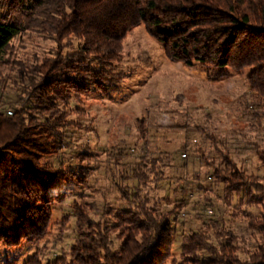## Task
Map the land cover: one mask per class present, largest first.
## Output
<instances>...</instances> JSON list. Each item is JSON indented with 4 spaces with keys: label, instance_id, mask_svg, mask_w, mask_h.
Wrapping results in <instances>:
<instances>
[{
    "label": "trees",
    "instance_id": "trees-1",
    "mask_svg": "<svg viewBox=\"0 0 264 264\" xmlns=\"http://www.w3.org/2000/svg\"><path fill=\"white\" fill-rule=\"evenodd\" d=\"M142 25L170 60L209 70V79L247 72L248 90L239 106L253 133L243 138L244 147L264 168V0H0V109L5 108L0 111V243H28L37 250L49 237L55 208L68 203L60 226L68 230L74 220L73 244L49 259V251L36 252L25 264H264V248L241 258L232 236L221 232L216 246L205 234L185 235L180 253L174 252L177 220L150 205L148 193L142 194L152 176L153 182L166 180L164 170L173 161L151 156L147 136L157 128L154 123L138 125L143 155L122 166L129 174L121 175L122 180L137 182L133 188L121 184L128 205L122 212L99 213L100 204L88 203L82 193L90 188L88 172L82 165H66V154L75 149L71 102L121 91L133 74L125 67L124 41ZM29 34L50 42V49L32 66L27 59L15 60L17 83L10 77L12 66L5 73L8 53L17 39L33 36ZM7 78L16 96L5 104L2 92L7 87L1 83ZM167 127L208 139L213 156L199 146L195 153L208 168L209 179L224 185L225 194L246 195L252 203L258 192L260 200L253 203L264 204L262 184L238 170L226 143L217 142L206 129L191 127L186 115ZM181 182L184 186L174 191L184 199L176 208L186 203L191 189L187 177ZM103 215L109 220H102ZM62 230L59 243L64 241Z\"/></svg>",
    "mask_w": 264,
    "mask_h": 264
},
{
    "label": "rangeland",
    "instance_id": "rangeland-1",
    "mask_svg": "<svg viewBox=\"0 0 264 264\" xmlns=\"http://www.w3.org/2000/svg\"><path fill=\"white\" fill-rule=\"evenodd\" d=\"M29 35L33 36L25 35L17 39L8 53L9 63L5 73L12 66L15 73H11L10 77L17 83L20 77L14 68L15 60L27 59V64L32 66L37 56L43 57L44 50L50 49V42L39 35ZM124 55L127 57L125 67L133 74L123 83L119 93L107 97L92 93L83 96L79 102L73 100L69 106V119L74 122L71 129L75 132L72 138L75 149H72V154H66V165H82L83 170L88 172L90 188L83 192L80 190L88 195V203L100 204L99 213L122 212L128 206L121 184H129L133 188L137 182L122 180L121 175L129 176L122 166L140 161L144 141L138 125L151 122L157 125L147 136L151 156H168L173 161L171 167L164 170L166 180L153 182L152 176V183L146 185L142 194L148 193L150 205L159 206L162 213L171 214L170 218L177 220L174 252L179 254L183 237L193 233L205 234L215 246L223 239L219 238L221 233L231 235L236 247L241 248L238 251L241 258L246 257L244 252H254L259 246L264 248V204L253 203L260 200L261 194L257 192V198L252 203L246 195L241 199L238 195L225 194L224 185L220 182L214 184V180L209 179L206 175L208 168L198 158L199 153H195L199 146L207 157L213 156L215 152L208 139L204 141L199 135H187L181 129L165 128V125H177L186 115L191 127L206 129L209 135L217 137V142L226 143L225 146L230 148L229 156L238 170L264 188V168L254 153L244 147L243 138L253 133L240 116L239 106L241 96L248 90L247 72L235 73L227 80L209 79V70L197 66L189 69L180 62L170 60L144 25L125 39ZM29 72L36 75L33 71ZM11 81L7 78L1 83L7 87L2 92V103L15 99ZM122 170L124 173H121ZM186 177L191 189L186 203L176 208L177 202L184 198L175 196L174 190L184 186L181 180ZM197 185L202 188L197 189ZM67 205L64 203L55 208L48 229L49 237L37 250L28 243H22L20 247L0 243V264H25L36 252L46 255L49 251L46 255L49 259L55 253L69 249L76 239L74 220L70 221L68 230H62L60 226L63 212H68ZM103 216L102 220H109ZM61 230L65 235L64 241L59 243L57 239Z\"/></svg>",
    "mask_w": 264,
    "mask_h": 264
},
{
    "label": "built area",
    "instance_id": "built-area-1",
    "mask_svg": "<svg viewBox=\"0 0 264 264\" xmlns=\"http://www.w3.org/2000/svg\"><path fill=\"white\" fill-rule=\"evenodd\" d=\"M9 115H12V113H11V112H9Z\"/></svg>",
    "mask_w": 264,
    "mask_h": 264
}]
</instances>
